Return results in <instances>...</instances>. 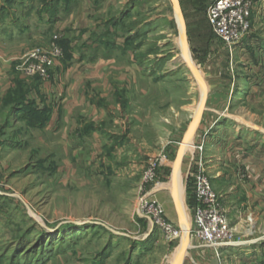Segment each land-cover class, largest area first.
I'll use <instances>...</instances> for the list:
<instances>
[{
    "label": "rangeland",
    "instance_id": "1",
    "mask_svg": "<svg viewBox=\"0 0 264 264\" xmlns=\"http://www.w3.org/2000/svg\"><path fill=\"white\" fill-rule=\"evenodd\" d=\"M178 1L207 94L200 136L188 139L186 168L178 166L182 214L188 227V172L200 163L237 244L207 253L219 252V264H264V0H250L249 30L233 46L213 34L210 0ZM179 28L171 0H0V52L26 50L21 63L29 50L54 42L60 59L62 50L88 52L87 60L102 62L97 78L106 81L90 91L106 94L109 115L103 139L86 140L82 151L74 135L70 147L25 136L11 167L0 151V264H173L181 233L167 237L139 205L152 202L180 232L174 193L159 187L171 182L201 90L182 56ZM6 122L5 111L0 129ZM111 134L124 136V145L100 149ZM50 153L59 167L41 161ZM151 160L156 185L148 190L142 182Z\"/></svg>",
    "mask_w": 264,
    "mask_h": 264
},
{
    "label": "crops",
    "instance_id": "2",
    "mask_svg": "<svg viewBox=\"0 0 264 264\" xmlns=\"http://www.w3.org/2000/svg\"><path fill=\"white\" fill-rule=\"evenodd\" d=\"M25 51L0 52V115L6 111L7 116L6 125L1 126L0 129V137H2L0 151H7V167L13 166L12 159L17 152H20L22 146L24 147L25 136L47 135L56 140V145L64 147L67 141L70 147L69 136L74 135L80 145L78 151L88 139L89 143L93 142L92 140L95 142L97 139L99 142L100 138L103 139L102 128L109 119L104 99L106 94L102 95L100 92L98 95L97 91H90L98 86L96 81L101 82L97 75L103 70L102 62L93 58L87 60L88 52L83 53L84 50H62V58L49 70L47 79L40 80L24 76L19 58ZM105 82L102 81L101 86L104 87ZM120 89L117 84L113 86L111 97H115V93ZM104 112L106 119L103 118ZM192 136L194 138L200 136L199 124L194 128ZM108 137L109 140L104 144L101 143L100 149L112 152L125 143L124 136L111 134ZM40 144H44L43 139ZM71 144L73 148V142ZM29 151L31 153L28 157L33 156L34 149ZM51 153L41 161L49 159L51 167L57 168L58 161L55 162ZM72 155V159H75V150ZM180 160L178 166L184 170L186 165L182 159ZM36 161L38 162V159ZM1 162L0 158V165L4 166ZM63 162L69 165V159ZM190 226L191 224L188 228ZM188 243L189 247L181 264H210V262L215 264L216 261L219 264L218 257H221L219 252L212 257L207 253L210 251L201 247L198 240L193 237ZM204 253L209 254V257ZM259 263L255 258L251 262V264Z\"/></svg>",
    "mask_w": 264,
    "mask_h": 264
},
{
    "label": "built area",
    "instance_id": "3",
    "mask_svg": "<svg viewBox=\"0 0 264 264\" xmlns=\"http://www.w3.org/2000/svg\"><path fill=\"white\" fill-rule=\"evenodd\" d=\"M252 9L250 0H210L206 15L213 34L226 45L233 46L238 44L243 34L249 30ZM54 43L47 50L34 48L24 54L22 72L25 77L47 79L49 70L61 56L60 48ZM198 149L201 150V146ZM155 166L156 164L151 160L143 176L142 186H147L148 190L152 184H155ZM188 176L192 197V205L188 208L191 224L188 234L198 240L201 247L214 251L237 245L233 230L229 227L226 216L220 208L218 197L202 165L199 163L195 170L188 172ZM139 206L141 211L146 210L157 217L155 224L160 226L167 237L173 239L179 237L180 232L177 229L160 219L161 211L155 204L144 200Z\"/></svg>",
    "mask_w": 264,
    "mask_h": 264
},
{
    "label": "water",
    "instance_id": "4",
    "mask_svg": "<svg viewBox=\"0 0 264 264\" xmlns=\"http://www.w3.org/2000/svg\"><path fill=\"white\" fill-rule=\"evenodd\" d=\"M177 17H178V23H179V29H180V34H179V46H180V50L182 53V56L184 58L185 64L188 66V68L191 70L196 82L198 83L200 90H201V100L197 106V109L191 119V122L183 136V140L179 146L176 158H175V164L177 165L181 159V154L183 152V145H188V139L191 137L192 132L194 130V128L197 126L199 119L201 118L202 115V111L204 110V104L206 101V89H205V85L203 83V80L200 77L199 72L197 71L195 65L193 64V61L191 60V57L189 55V51L187 49L186 46V31H185V24H184V19H183V15L181 12V8L179 5V1L178 0H171ZM178 210V214H179V218H180V233H181V237L183 235H185V237L188 238V227L186 226V220L185 217L183 216L182 212ZM189 239V238H188ZM189 243L187 242V244H184L181 248V251L179 253V256L177 258L176 264H181V262L184 260V257L186 255L187 249L189 247L188 245Z\"/></svg>",
    "mask_w": 264,
    "mask_h": 264
},
{
    "label": "bare ground",
    "instance_id": "5",
    "mask_svg": "<svg viewBox=\"0 0 264 264\" xmlns=\"http://www.w3.org/2000/svg\"><path fill=\"white\" fill-rule=\"evenodd\" d=\"M184 147H186V145H183L182 148L184 149ZM178 164L177 165L174 164L175 166H174L171 182L165 183V184L161 185L159 188L160 189L168 188L174 193V197L176 198L177 209H179L182 212L183 211V202H182L183 201V195H182L180 178L178 176V172H179L178 171ZM178 216H179V214H178ZM187 242H189L188 238L185 237V235H183L181 237V246L179 247V249L174 254L173 264H176L177 258L179 256L180 251H181V248L184 244H187Z\"/></svg>",
    "mask_w": 264,
    "mask_h": 264
},
{
    "label": "trees",
    "instance_id": "6",
    "mask_svg": "<svg viewBox=\"0 0 264 264\" xmlns=\"http://www.w3.org/2000/svg\"><path fill=\"white\" fill-rule=\"evenodd\" d=\"M34 79H36V78H34ZM191 205H192V197H191V200H190V202H189V205H188V207L190 208V207H191Z\"/></svg>",
    "mask_w": 264,
    "mask_h": 264
}]
</instances>
